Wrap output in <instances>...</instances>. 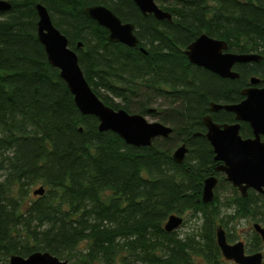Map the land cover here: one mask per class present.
<instances>
[{
  "label": "trees",
  "instance_id": "trees-1",
  "mask_svg": "<svg viewBox=\"0 0 264 264\" xmlns=\"http://www.w3.org/2000/svg\"><path fill=\"white\" fill-rule=\"evenodd\" d=\"M7 1L11 8L0 11V256L48 251L69 264H236L224 258L216 230L223 226L234 242L241 219L264 226V196L249 190L244 197L216 170L221 162L204 117L235 123L234 113L211 111V103L241 102L253 77L264 86V0H164L171 20L144 14L134 0ZM38 4L68 37L100 99L158 117L172 128L168 138L127 144L80 111L39 40ZM94 5L133 23L138 44L110 42L108 29L86 13ZM204 33L227 41L230 52L262 58L237 63L239 78H223L184 52ZM158 99L166 106L153 108ZM241 124V135L253 136ZM180 143L188 147L182 163L173 157ZM212 175L220 185L204 203ZM37 183L45 192L33 196ZM224 183L230 192L223 196ZM174 213L201 222L190 232H167ZM262 248L253 232L247 252Z\"/></svg>",
  "mask_w": 264,
  "mask_h": 264
},
{
  "label": "water",
  "instance_id": "water-1",
  "mask_svg": "<svg viewBox=\"0 0 264 264\" xmlns=\"http://www.w3.org/2000/svg\"><path fill=\"white\" fill-rule=\"evenodd\" d=\"M134 1L144 14H152L160 20L172 19V14L162 9L158 0ZM10 8L9 1L0 0V11H8ZM37 10L38 37L45 46L49 62L60 70V75L74 95L80 111L84 115L98 118L100 131L115 132L127 144L137 147L151 146L156 138L170 136L172 128L161 121L150 122L142 114H132L124 109L117 110L104 103L87 81L77 52L70 47L68 37L56 27L49 10L42 4L37 5ZM86 13L99 25L108 29L110 42H120L130 47L138 44L134 24L123 22L107 6H89ZM184 52L191 63L229 79L239 78L240 74L234 70L237 63L259 61L262 58L258 53L230 52L227 41L205 33L188 45ZM259 82V78H252L251 85L242 91L244 99L239 103H211V111L225 109L234 113L235 123L216 122L210 114L204 117L206 137L213 147L215 159L221 162L216 170L223 172L225 179L244 197L248 195L249 190L264 196V86H257ZM242 122L249 124L253 136L244 138L241 135ZM187 152L188 148L184 143L175 150L174 160L182 163ZM218 183L219 178L216 175L204 180L202 191L204 203L214 200ZM44 192V186H40L34 190V195H43ZM182 224L181 216L171 214L164 228L167 232H173ZM253 228L264 242V226L255 223ZM216 239L226 260L236 264H263V252L247 253L245 242L242 240L230 243L223 226L217 228ZM9 264H69V261L60 259L48 251H37L27 257L12 254Z\"/></svg>",
  "mask_w": 264,
  "mask_h": 264
},
{
  "label": "rangeland",
  "instance_id": "rangeland-1",
  "mask_svg": "<svg viewBox=\"0 0 264 264\" xmlns=\"http://www.w3.org/2000/svg\"><path fill=\"white\" fill-rule=\"evenodd\" d=\"M161 2H164V0H158L159 4ZM166 104H167V102L164 99H158V100H156V102L154 104H152V107L153 108H157V107L160 108L163 105L166 106ZM146 118L150 122L159 121L158 117L146 116ZM180 145H181V143L178 144L175 148H177ZM41 185L42 184L37 183V184L31 186L30 187L31 194L33 195V191L35 189L39 188ZM219 185L220 184L218 183L217 187ZM217 187H216V189H218ZM216 189H215V191H216ZM219 191H221V194L224 196L230 192V188L224 183L220 186ZM182 216L184 217V222L177 230H175L179 233L190 232V231L194 230L196 228V226L198 224H200V222H201V221H198V219L190 218L188 213H186ZM256 222H258V221H256L255 219H252V218H243L239 222H236V224H235L236 230H232V232L236 235L234 242L242 240L247 245V243L252 239V234L254 232L253 231V225ZM260 251H262L264 253V248H262ZM256 252H258V251H256ZM8 264H9V262H8ZM140 264H143V263H140Z\"/></svg>",
  "mask_w": 264,
  "mask_h": 264
},
{
  "label": "flooded vegetation",
  "instance_id": "flooded-vegetation-1",
  "mask_svg": "<svg viewBox=\"0 0 264 264\" xmlns=\"http://www.w3.org/2000/svg\"><path fill=\"white\" fill-rule=\"evenodd\" d=\"M240 192V191H239ZM33 194H34V191H33ZM177 230V229H176ZM253 231L256 232L253 228ZM257 233V232H256ZM259 234V233H258ZM260 235V234H259ZM262 238V237H261ZM230 242V241H229ZM230 243H234V242H230ZM248 253V252H247ZM255 253V252H254ZM10 258V257H9ZM9 258H4L2 256H0V264H8L9 262ZM235 263V262H234Z\"/></svg>",
  "mask_w": 264,
  "mask_h": 264
},
{
  "label": "bare ground",
  "instance_id": "bare-ground-1",
  "mask_svg": "<svg viewBox=\"0 0 264 264\" xmlns=\"http://www.w3.org/2000/svg\"><path fill=\"white\" fill-rule=\"evenodd\" d=\"M134 32H135V26H134ZM109 37V36H108ZM159 138H163V137H159ZM178 148V147H177ZM176 148V149H177ZM188 148V147H187ZM174 214H176V213H174ZM177 215H179V216H181L182 218H183V222H184V217L182 216V215H180V214H177Z\"/></svg>",
  "mask_w": 264,
  "mask_h": 264
}]
</instances>
